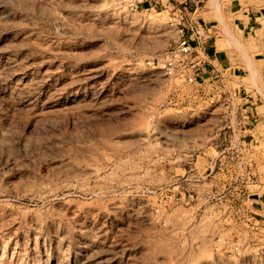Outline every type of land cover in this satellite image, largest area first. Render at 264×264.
I'll return each mask as SVG.
<instances>
[{"label":"rangeland","instance_id":"obj_1","mask_svg":"<svg viewBox=\"0 0 264 264\" xmlns=\"http://www.w3.org/2000/svg\"><path fill=\"white\" fill-rule=\"evenodd\" d=\"M178 21L0 0V264H264V164L261 183L227 187L174 155L220 127L249 132L241 93L264 161L261 48L225 25L243 67L189 83L162 67Z\"/></svg>","mask_w":264,"mask_h":264},{"label":"built area","instance_id":"obj_2","mask_svg":"<svg viewBox=\"0 0 264 264\" xmlns=\"http://www.w3.org/2000/svg\"><path fill=\"white\" fill-rule=\"evenodd\" d=\"M145 0H112L120 9L138 11ZM202 0H189L198 5ZM173 16L179 21L177 34L172 45L167 49L163 69L170 75H178L186 82L195 83L201 78L203 72V54L206 51L208 40V26L199 21L190 12L188 4L175 5L172 8ZM240 92V90H239ZM240 93V102L237 111L240 114L241 129L249 132H222L220 127L203 137L202 143H190L189 148L174 152V155L183 159L186 171L199 172L196 180L207 179L221 173L229 175L224 186L256 185L259 181L260 166L264 164L259 150V139L252 128L247 127L258 120V115H250L247 110L246 98Z\"/></svg>","mask_w":264,"mask_h":264},{"label":"crops","instance_id":"obj_3","mask_svg":"<svg viewBox=\"0 0 264 264\" xmlns=\"http://www.w3.org/2000/svg\"><path fill=\"white\" fill-rule=\"evenodd\" d=\"M188 4L190 13L205 22L208 26V40L206 51L203 54V72L201 78L212 77L215 71L224 73L233 67H243L232 61L230 50L221 42L224 34L225 25L231 29L236 36L249 40L253 38L261 48L256 55H261L257 60L264 61V0H202L197 6L189 0H145L142 4L143 9L154 7L162 8L169 12L175 5ZM217 5L219 6L217 9ZM218 13L223 16L222 23ZM235 58L241 60L239 53L233 52ZM230 62H233L231 65ZM247 110L250 115H259L258 105L251 98H246Z\"/></svg>","mask_w":264,"mask_h":264},{"label":"bare ground","instance_id":"obj_4","mask_svg":"<svg viewBox=\"0 0 264 264\" xmlns=\"http://www.w3.org/2000/svg\"><path fill=\"white\" fill-rule=\"evenodd\" d=\"M236 44L238 45L239 43H238V42H236ZM252 71H254V70H252ZM252 71H251V72H252ZM249 72H250V71H249ZM254 76H255V75H254ZM252 77H253V76H252Z\"/></svg>","mask_w":264,"mask_h":264}]
</instances>
